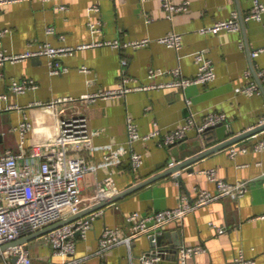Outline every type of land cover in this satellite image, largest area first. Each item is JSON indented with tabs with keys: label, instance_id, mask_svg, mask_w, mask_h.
Here are the masks:
<instances>
[{
	"label": "crops",
	"instance_id": "0c3cea01",
	"mask_svg": "<svg viewBox=\"0 0 264 264\" xmlns=\"http://www.w3.org/2000/svg\"><path fill=\"white\" fill-rule=\"evenodd\" d=\"M173 1L189 2V8L174 14L172 19L161 0H21L0 4V51L6 54L35 49L41 43L72 48L93 44L60 57L66 70L56 75L51 73L49 57H30L0 65V148L19 151L21 136L17 127L25 118L32 123L24 147L29 152L36 144L56 139L62 119L83 116L87 117L90 130L97 134L93 136L92 149L75 155L91 164H100L109 154L106 146H111L132 149L143 156L144 163L138 171L133 169L128 151L120 164L89 173L81 183L84 205L88 206L99 185L109 177L122 192L166 170L172 162L183 161L222 142V136L230 130L237 135L260 126L264 94L260 90L246 95L236 89L252 81L257 83L253 68L256 72L264 70V51L256 57L251 55L264 47V16L260 21L245 22V29L241 25L239 32H202L230 18L233 12L245 16L254 0ZM51 27L54 32L50 34ZM173 32L182 36L180 50L159 42ZM142 38L150 42L140 48H114L107 44ZM197 54H203L215 66L217 77L209 85L132 89L119 97L95 101L82 98L99 90L118 88L123 71L131 88L170 80L171 70L178 66L185 77H193L198 71ZM82 67L87 71H82ZM150 70L155 71L153 80ZM247 71H251L250 76ZM25 79L34 80L37 88L25 93L11 89L13 81ZM3 94L7 98L3 99ZM66 97L73 101L54 105ZM212 113L226 114L227 128L214 131L211 139L194 126L184 140L172 145L165 143L167 134L183 126L191 115L199 125ZM129 120L138 126L141 136L155 131L159 135L140 139L130 148ZM263 137L264 132L235 144L247 147L246 152L232 156L230 147L217 151L193 164L194 172L181 170L109 205L93 221L86 238L75 237L74 255L56 254L44 236L27 242L32 264H64L72 260L78 264H142L140 256L155 251L148 236L137 237L131 247L121 244L99 254L103 229L109 226L128 231L127 216L131 212L147 214L171 208L184 196L194 200L202 189L217 193L216 181L209 177L211 170L217 179L245 182V194L219 198L187 214L182 222L169 223L160 234L165 235L162 251L167 252L157 255L166 264H176L173 250L182 245L201 246L202 251L190 257V264H232L240 253L254 264H264V151L253 149L254 143ZM177 176L182 177L183 183ZM211 223L224 227V233H219ZM0 264L9 263L3 258Z\"/></svg>",
	"mask_w": 264,
	"mask_h": 264
},
{
	"label": "built area",
	"instance_id": "2783aa9c",
	"mask_svg": "<svg viewBox=\"0 0 264 264\" xmlns=\"http://www.w3.org/2000/svg\"><path fill=\"white\" fill-rule=\"evenodd\" d=\"M21 0H0V4L18 2ZM163 9L169 18H173L174 14L185 11L189 8V2L176 4L173 0H161ZM62 8H64L62 6ZM264 16V2L254 0L251 10L243 16L244 22L262 20ZM96 26L93 25V29ZM241 30V19L237 12H233L231 17L220 20L208 28H204L202 32L219 33L221 31L239 32ZM54 29H48V33H53ZM3 32H0V38ZM150 39L142 38L132 42L121 43L118 40L107 43L114 48L132 47L140 48L149 44ZM159 42L176 50L182 47V36L173 32L159 39ZM96 45V44H95ZM93 44L85 43L77 48L72 47H56L50 43H41L35 49H29L19 54L9 55L0 51V65L6 61H19L30 57H49L51 59V73L56 75L64 72L66 68L61 64L59 58L71 54L75 49H87ZM264 47L251 53L252 57L258 56ZM198 71L193 77H185L181 68L178 66L171 70L172 79L161 82H151L133 88L127 86L129 81L126 72L123 71L122 81L118 88L112 90H99L84 95V100L95 101L97 99H109L122 96L132 89H166L181 88L185 89L189 86L209 85L217 77L216 69L210 59H206L203 54L196 55ZM123 65H127L124 60ZM82 71L86 72L87 68L82 67ZM259 78L264 80V70L257 72ZM247 76L251 75V71L246 72ZM150 79H154L155 71H149ZM37 84L32 79L15 80L12 82L11 89L16 93H25L30 89H36ZM237 92L253 95L260 93V87L252 81L243 87H238ZM5 99L7 96L2 95ZM73 101L72 98L66 97L57 100V103ZM227 122V115L224 113L210 114L202 124H197L193 115L181 127L167 134L165 143L168 145L176 144L184 140L192 129L196 127L200 134H204L210 127ZM264 124V116L260 125ZM20 132L19 151L2 150L0 148V246L16 242L25 236H28L40 229L50 226L56 222L64 220L72 215L90 208L101 201L110 198L119 193L113 186L111 177L107 178L99 185L96 193L90 198V204L84 205V197L82 195L81 183L83 179L92 172H96L102 167L109 168L122 162L123 157L130 152V162L135 171H138L144 163V158L140 153L134 150H127L125 147L108 149L107 158L100 164H91L85 158L75 154L90 150L93 148V136L97 132H92L89 128L87 117L73 116L64 118L60 124L59 136L47 143L36 144L30 151H25L26 136L32 129V123L25 118L17 127ZM158 131L149 135L141 136L138 126L132 121L128 122V142L130 148L134 142L143 139L147 140L157 137ZM253 149L257 152L264 151V137L257 140ZM247 147H230L232 156H236L240 152H246ZM171 165V164H170ZM209 177L212 181H216L217 193L208 190L199 191L194 200H189L186 196L182 197L180 202L171 208L156 210L147 214L134 211L128 214L129 230L125 231L121 227L106 226L101 232L99 238V254L105 253L110 248L126 244L129 247L134 243L135 239L141 235L150 238L153 244L157 243V237L160 236L162 230L171 222H182L187 214L196 209L226 196L240 197L246 192L247 186L245 182L231 183L225 180L217 179L214 171H209ZM101 211L90 214L87 217L66 224L44 235L47 243L53 246L56 254L74 255L76 252L75 237L77 232L81 238H86L92 226L93 221L100 216ZM264 218V216H262ZM219 233H224V227H219L211 223ZM201 246L182 245L176 251V264H190L189 260L192 255L202 251ZM159 251L151 253H143L140 256L142 264H166L162 257L157 255ZM2 257L8 260L9 264H32V256L27 243L17 244L10 249L2 252ZM9 258H16L15 262ZM252 259L246 258L240 253L232 264H254ZM64 264H78L77 260H72Z\"/></svg>",
	"mask_w": 264,
	"mask_h": 264
},
{
	"label": "water",
	"instance_id": "95a60500",
	"mask_svg": "<svg viewBox=\"0 0 264 264\" xmlns=\"http://www.w3.org/2000/svg\"><path fill=\"white\" fill-rule=\"evenodd\" d=\"M240 19H241V25H242V28L243 30L245 29V22H244V19H243V15L240 16ZM253 72H254V76L256 78V81L260 87V90L262 91V93L264 94V84L262 82V80L259 78L255 68H253ZM225 129L227 127H225L224 124H219L217 126H213V127H210L208 128L207 130L209 129H213L215 131H218V132H221L222 129ZM206 130V131H207ZM264 132V124L263 125H260V126H257L251 130H248L246 132H243L241 134H237V135H233L232 131H228V133H226L225 135L222 136V139L224 138V140L218 144H216L215 146H211L210 148H207L206 150L200 152L199 154H196L190 158H187L183 161H180V162H172V164L170 165L169 168H167L166 170H163L162 172H159L157 174H155L154 176L146 179V180H143L142 182L138 183L137 185L135 186H132L131 188L127 189V190H124L122 192H119L117 195H114L110 198H107L103 201H101L100 203L90 207V208H86L85 210L79 212L78 214H75V215H72L64 220H61L59 222H56L50 226H47L43 229H40L38 230L37 232H34L28 236H25L24 238L16 241V242H13V243H9V244H5V245H2L0 246V262L3 260V257H2V252L10 249L11 247L17 245V244H21V243H27V242H30L32 240H35L37 238H40V237H43L44 235H46L47 233L51 232L52 230H55L59 227H62L66 224H69V223H72L74 221H77L79 219H82L84 217H87L89 216L90 214L92 213H95V212H98V211H101L103 209H105L106 207H108L109 205L113 204V203H116L118 202L119 200L149 186V185H152L162 179H165V178H168L169 176H172L174 174H176L177 172L181 171V170H184V169H187L188 172H194L195 169L194 167L192 166L193 164L197 163L198 161L206 158L207 156L217 152V151H220V150H224V149H227L235 144H238L248 138H251L255 135H258L260 133ZM205 134V133H204ZM211 139L208 138V140ZM176 179L179 181V182H182L183 183V179L182 177L180 176H177ZM79 235V232H77V236ZM164 237L165 235H160L158 236L156 239H157V243L156 244H153V247L158 249L159 251H161L163 248V240H164ZM173 252H176V250H173ZM8 259L12 260V262H15L16 261V258L13 257V258H9Z\"/></svg>",
	"mask_w": 264,
	"mask_h": 264
},
{
	"label": "trees",
	"instance_id": "16d2710c",
	"mask_svg": "<svg viewBox=\"0 0 264 264\" xmlns=\"http://www.w3.org/2000/svg\"><path fill=\"white\" fill-rule=\"evenodd\" d=\"M215 130H213V129H209V130H207L206 132H205V136H206V138H210V135L214 132Z\"/></svg>",
	"mask_w": 264,
	"mask_h": 264
}]
</instances>
